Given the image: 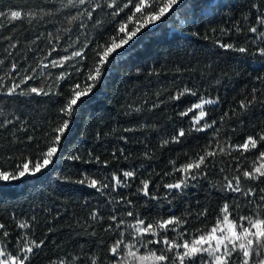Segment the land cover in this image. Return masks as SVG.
<instances>
[{"label":"trees","instance_id":"obj_1","mask_svg":"<svg viewBox=\"0 0 264 264\" xmlns=\"http://www.w3.org/2000/svg\"><path fill=\"white\" fill-rule=\"evenodd\" d=\"M109 3L112 0H86L83 5L79 0H0V11L8 14L0 17V171L13 173L26 161L31 167L46 150L52 129L69 120L52 164L36 175L0 181V224L5 225L0 248L17 254L25 237L29 244L44 241L28 264H153L128 257L129 248L123 246L115 257L110 252L118 239L137 256L150 250L160 254L165 248L163 243L143 246L158 237H135L128 225L137 217L146 224L181 217L186 220L184 237L191 239L215 223L225 203L238 217L250 214L262 195L264 183L259 181H242L245 191L256 187L252 197L229 192L224 185L225 177L237 174V164L250 168L258 155L253 149L242 156V149L230 146L264 130V56L258 51L264 48L259 38L264 25L258 23L264 0H180L161 21L142 29L122 54L110 58L93 92L65 116L60 109L72 85L84 83L94 68L97 46L115 36L118 25L131 15L129 4L114 17L116 8ZM116 3L123 8L128 0ZM13 10L21 11V18L11 19ZM251 27L258 31H248ZM224 43L246 47L247 52L226 50L220 47ZM75 51L82 58L73 57ZM62 57L69 59L52 67L51 62L60 63ZM25 76L33 78L8 95V88ZM32 87L48 94L30 93ZM184 88L196 95L170 99ZM200 97L216 101L204 106L201 124H215L202 132L192 129L198 110L179 115ZM253 99L247 109L239 107L241 101ZM181 128L186 135L180 143L162 146ZM218 145L226 152L219 153ZM258 147L264 150V145ZM206 148L217 155L208 158L203 175L189 180L182 191L164 188L181 178L174 166L179 168ZM124 171L135 175L125 181ZM113 174L123 181L114 190ZM89 178L109 187L90 188ZM142 180L149 182V196L138 191ZM129 211L134 215H126ZM19 223L29 227L22 229ZM166 235L180 239L177 233Z\"/></svg>","mask_w":264,"mask_h":264},{"label":"snow or ice","instance_id":"obj_2","mask_svg":"<svg viewBox=\"0 0 264 264\" xmlns=\"http://www.w3.org/2000/svg\"><path fill=\"white\" fill-rule=\"evenodd\" d=\"M85 2L86 0H79L81 5L85 4ZM179 2L180 0H128V3H125L123 8H120V5L116 3V0H112V3H109L107 6L109 8L115 6L116 10L113 12L114 17L118 16L124 8H129V4L132 5L129 9L131 15H128L127 20L122 21L118 25L115 36L110 37L103 45L97 46L98 51L96 54L98 60L96 61L94 68L88 72L84 83H75L72 85L70 96L66 98L64 106L60 109L61 113L65 116H71L74 107L78 102H80L83 97H86L93 92V89L97 86L102 77L104 66L110 62V58L122 54V50L125 46L129 45L142 29L161 21L162 18L166 17V15L174 8V6L179 4ZM6 15L8 14L0 11V17H5ZM87 15L91 17L92 12L89 11ZM21 16V11L13 10L10 12V18L13 20L19 19ZM258 23L264 25V16L259 18ZM130 24L133 26L130 27ZM237 31H239V29ZM248 31L256 33L258 29L256 27H251ZM259 38L264 40V32L259 34ZM220 47L240 53L247 52L246 47H234V45L228 43L221 44ZM53 51H55V49H53ZM258 51L261 56H264V48H259ZM72 56L82 58V53L75 51L72 53ZM67 59H69V57H62L60 63L53 60L51 65L52 67H60L63 60ZM44 67H47V65H44ZM16 68L17 66L13 64L12 70L14 71ZM32 78L33 77L31 76L23 77L20 83L8 88L7 94L13 95L16 92V89L20 87V84H23ZM2 86L3 85H0V87ZM28 91L36 95L48 94L44 92L43 89H38L36 87L30 88ZM185 95L195 96L196 93L189 88H184L182 91L177 92L176 95L171 96L170 99L178 101ZM253 102L254 99L247 101V103L241 101L239 107L241 109H247ZM214 103H216V101L200 97L197 103H193L190 108L180 112L179 115L181 117H186L189 113L194 112V110H198V114L193 116L192 129L202 132L207 128H211L215 124V121L211 124L207 122L201 124V121L206 115L204 106ZM221 119H223V117ZM68 127L69 120H62L58 126L52 129L54 135L50 137L46 150L42 151L31 167L30 163L26 161L22 166H18L13 173L0 171V181L19 180L26 175H36L46 169L54 162L62 135ZM185 135V130L181 128L178 131V134L172 136L171 141L164 140L162 146H165L170 142L180 143L181 138ZM260 145H264V130L257 133L256 136L248 135L242 144H234L230 146V148L235 151L242 149V156L244 153L250 152L253 149L258 151V155L255 160L252 161L250 168L241 169L237 164V174L233 175L231 178L225 177L226 183L224 188L227 191L239 193L245 197H252L256 193V187H249L247 191H245L242 187V181H259L260 183H264V150L259 149L258 146ZM218 150L219 153L226 152V148L219 145ZM216 155L217 151H208L206 148L202 155L190 159L179 168L174 166L173 171L179 172L181 178L173 183H165L163 185L164 188L168 189L170 192L174 189L182 191L183 188L188 186L189 180H196L200 175H203L201 172L202 167L206 168V161L208 158ZM69 159L76 160L79 159V157H69ZM96 162H99V158H96ZM104 163L107 165V161ZM221 171H223V169H221ZM134 175L135 173L133 171L123 172V178L125 181ZM166 175H171V173H166ZM66 179L68 182L79 184L86 183L85 179L75 181H72L71 178ZM111 179L115 182L111 186L113 190L116 186H120L123 183L121 178L115 174L112 175ZM141 184L143 187L138 189V191L143 192L144 196H149L148 180H142ZM87 186L95 188L97 191L109 187L108 184L91 178L87 179ZM259 191L262 193L259 197V203L251 210L250 214L235 217L232 214V206L225 203L220 208L215 223L210 228L206 227L202 231L197 230V234L192 236L191 239L184 237L182 226L186 223V220L181 217L169 216L167 219L162 218L153 223L147 224L143 219L137 217L134 224L128 225V227L133 229L135 237H158V239L155 240L147 239L143 246L148 247V245L163 243L165 248L161 250L160 254H157L156 251L150 250L147 255L137 256L136 252L131 251L129 245H125L122 239H118L110 247V252L113 257H115L123 246L129 248V251L127 252L128 257H132L139 262L152 261L153 264H166V262L170 260L173 264L177 261L178 264H196L197 259H199L200 264H264V188H260ZM150 198L153 200L159 199L155 195L150 196ZM248 204H252V200H248ZM206 211L207 210L205 209V211L201 212L199 215L204 216ZM92 215L93 218H95L96 214L93 213ZM126 215L133 216L134 214L129 211ZM110 219L115 221L116 217L113 215ZM120 223H123V221ZM18 227L23 229L29 227V225L27 223H19ZM2 229H5L4 224H0V230ZM177 229H180V231L177 232ZM168 232L177 233L180 239L169 238V236L166 235ZM3 235L7 237L9 233L4 231ZM121 236H123V233H121ZM43 243L44 241H40L39 243L32 242L29 244L25 237L23 246L19 248L17 254H10L4 248H0V264H28L31 259V254L34 253V249L41 247ZM166 253H174V255L169 256ZM205 257L207 258L205 259ZM61 264H63V262H61ZM92 264H96V261L93 260Z\"/></svg>","mask_w":264,"mask_h":264}]
</instances>
